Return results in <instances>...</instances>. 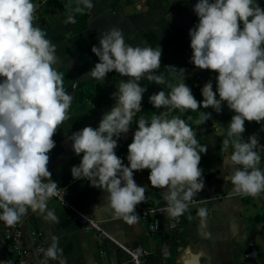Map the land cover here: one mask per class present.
<instances>
[{
    "label": "clouds",
    "instance_id": "clouds-1",
    "mask_svg": "<svg viewBox=\"0 0 264 264\" xmlns=\"http://www.w3.org/2000/svg\"><path fill=\"white\" fill-rule=\"evenodd\" d=\"M93 7L92 0H77L74 11L83 13ZM38 8L33 0H0V222L10 228L29 210L45 221L59 223L55 210L47 204L59 190L48 169L49 153L56 146L53 136L69 119L73 97L65 90L64 74L56 67L57 46L35 25ZM193 11L199 22L189 29L190 63L217 73L215 91L212 80L206 82L202 101H197L186 85L185 69L165 66L177 81L170 83L159 72L162 49L126 44L119 27L102 33L99 46L91 49L99 62L85 77L104 81L115 71L129 79L118 81V90L111 94L115 106L102 116L97 128L85 126L68 137L75 154H83L71 175L104 192L106 207L129 225L138 221L136 206L146 198L145 187L134 180L135 171L150 170L151 187L165 189L161 195L173 218L195 206L194 197L205 186L199 165L207 146L200 144L184 119L169 118L177 109L212 108L219 114L226 102L234 115L227 130L220 129L225 136L222 150L227 153L231 145L233 151L224 157L230 172L223 180L244 197L264 193V169L260 167L264 149L259 147L257 133L247 140L242 136L245 121H264V8L254 0H198ZM68 23H75L74 16L68 17ZM143 79L166 85L171 91L149 97L158 114L135 120L147 91L140 84ZM209 119L211 113L203 112L200 123ZM134 122L137 129L125 165L115 149ZM197 215L201 232L208 237L203 231L208 208H197ZM49 238L48 247L41 249L45 257L41 264H68L58 237L50 234Z\"/></svg>",
    "mask_w": 264,
    "mask_h": 264
},
{
    "label": "crops",
    "instance_id": "crops-1",
    "mask_svg": "<svg viewBox=\"0 0 264 264\" xmlns=\"http://www.w3.org/2000/svg\"><path fill=\"white\" fill-rule=\"evenodd\" d=\"M45 1L33 0L39 5L35 25L45 30L46 38L57 46L59 60L56 67L64 74L65 90L73 97L68 112L69 119L53 136L56 146L49 153L48 169L52 173L51 179L63 191L64 197L95 220L107 236L96 237L94 230L83 228L78 223V217L53 196L47 204L49 209L55 210L59 223L45 221L29 210L19 223L27 242H31L32 229L41 233L46 248L50 243V234L57 236L63 255L68 257V264H132L130 255L122 246L134 248L137 245L143 246L148 252L146 264H167L159 255L160 241L162 236L174 234L176 250H171L169 264H264V195L256 198L241 196L233 191L230 182L223 180L230 172L224 164V157L230 155L229 150L232 149L229 146L225 153L220 137H215L218 135L215 125L217 119V123L220 122L223 113H211V119L205 123L216 143H201L207 146V153H201L199 165L203 170L205 186L194 197L199 202L191 206L184 215L176 218L168 215L166 201L161 195L165 189L151 187L148 179L150 170L134 172L137 185L146 189L145 201L138 204L135 211L138 215L142 206L157 208L158 227L154 232L148 230L147 222L140 216L131 225L117 218L106 207L104 192L91 187L87 180H74L71 175V168L79 165L83 154H75L68 137L85 126L97 128L102 116L115 106L116 102L111 94L118 90V81L129 79L116 73L112 79L100 84L102 91L108 95L106 105L92 102L81 89L76 90L77 83L89 79L84 74L99 62L91 49L94 45L99 46L102 33L112 27H119L123 30L126 44L150 46L154 49L159 46L162 49L159 72L172 84L177 81L170 70L165 68L168 65L185 69L184 81L189 87L197 77L208 79L217 76L215 72L199 69L190 63L192 49L189 29L199 22L193 11L198 0H92L94 7L86 9L85 26L76 32L72 30L73 23H68V17L73 14L62 17L58 8L44 7ZM140 84L147 88L143 94L141 109L158 114L159 110L149 103V97L159 91L168 92L171 89L166 85L149 83L146 79L140 81ZM205 110L201 107L198 110L199 118L192 121L187 113L180 114L174 110L170 112L169 118L179 116L187 123L190 121L195 131L197 120L201 121L200 113ZM148 115L142 112L136 120L140 116L150 119ZM136 125L134 122L127 135H122L115 149L116 155L125 165L128 164V145L132 142ZM219 195L225 197L215 198ZM199 207L209 210L206 228L203 230L210 234L208 237L201 232L200 218L197 215ZM189 215L193 217L191 220L188 219ZM2 223L0 222V264H15L7 250V243L1 237ZM250 242H253L257 253L254 262H247L245 258ZM44 259V256L36 259V264H41ZM49 264L57 262L50 261Z\"/></svg>",
    "mask_w": 264,
    "mask_h": 264
},
{
    "label": "built area",
    "instance_id": "built-area-1",
    "mask_svg": "<svg viewBox=\"0 0 264 264\" xmlns=\"http://www.w3.org/2000/svg\"><path fill=\"white\" fill-rule=\"evenodd\" d=\"M188 52V51H186ZM215 76H211L208 79H202L197 77L191 83V90L194 94L195 92H199L201 95V89L206 82L209 80H215ZM202 96V95H201ZM122 155V153H120ZM57 194L54 196L66 209L75 214L78 218V223L85 229H92L95 231L96 237L107 236L99 224L85 215L77 205L69 202L63 194V191L58 188ZM264 193L260 196L262 197ZM225 195H219L215 198H223ZM64 203H63V199ZM199 202V201H197ZM157 208L142 206L138 215L147 222V228L149 231L154 232L158 227V220L156 217ZM87 216L88 218L84 219ZM1 237L7 243V250L11 257L15 260V264H36V259H41L43 255V251L41 249H46L45 244L41 239V233L37 229H32L30 231L31 242L28 243L23 229L21 225L18 223L15 227H7L5 225L1 226ZM122 248L130 255V259L132 264H144L145 257L148 254L147 250L141 245H137L134 248H128L122 246ZM39 253V254H38Z\"/></svg>",
    "mask_w": 264,
    "mask_h": 264
},
{
    "label": "trees",
    "instance_id": "trees-1",
    "mask_svg": "<svg viewBox=\"0 0 264 264\" xmlns=\"http://www.w3.org/2000/svg\"><path fill=\"white\" fill-rule=\"evenodd\" d=\"M254 2H257L259 4L260 7L264 8V0H254ZM77 6V2L75 0H46L44 3V7H51L52 9L54 8H58L61 12V16L65 17L68 14H73L74 18H75V23H73L72 25V30L74 32L79 31L81 29L84 28L85 26V21L87 18V12L86 10L83 13H76L74 11L75 7ZM116 72L113 71L111 73H109L104 81H97L95 79L89 78L87 80L81 81L79 83L76 84V90L81 89L85 95V97L89 100H91L92 102H95L97 104L102 103L104 105L107 104L108 101V95L105 94L101 87L100 84L101 83H106L107 81H109L110 79H112L115 76ZM213 82V90L215 91L216 88V83L215 80L212 81ZM194 97L197 99V101H202L203 97L200 95L199 92H195ZM217 98L218 94H217ZM226 103V102H225ZM225 105V104H224ZM225 109H227V113H225L221 118H220V124L222 125L223 129L226 131L228 125H223L222 120L226 119L228 121V123L231 120V117L234 115V112H232L231 110L228 109L227 104L225 106ZM198 110L192 111V110H187L185 112H181L180 110H174V112H178L180 114L183 113H187V115L190 117V120H196L199 118V114H198ZM145 112V114H149L150 118L153 114H151L149 111L141 109L140 112H138L136 114V116L134 117V119L136 120L137 117L142 113ZM148 115V116H149ZM191 126V123L189 121L188 123ZM256 122H248L245 121V130L249 129V127L251 125H256ZM137 127V125H136ZM216 138H219L218 135H215ZM264 142V134L262 135V137L259 139V145H261ZM233 151V149L229 150V154H231V152Z\"/></svg>",
    "mask_w": 264,
    "mask_h": 264
},
{
    "label": "rangeland",
    "instance_id": "rangeland-1",
    "mask_svg": "<svg viewBox=\"0 0 264 264\" xmlns=\"http://www.w3.org/2000/svg\"><path fill=\"white\" fill-rule=\"evenodd\" d=\"M224 104L222 105V111H221V114L223 113V115L225 113H227L226 111H228L227 109H225L226 103H224ZM204 112L205 113H216L212 108H207ZM223 115H221V117ZM202 116H203V112L200 113L201 119H202ZM217 122H218V119H217ZM217 122H216L215 127L217 129L218 136L220 137V140L222 141L225 138V136L221 135L220 129H223V127H222L221 124H219ZM205 123L207 124L208 120L205 121L204 124L200 123V121L198 122V120H197V123H196L197 127L195 128V131L198 133L197 139L200 142V144L201 143H203V144L204 143H206V144L208 143L209 145H214V143H216V141L214 140L213 135H212L211 131L209 130V128L207 126H205L206 125ZM209 123H212V122L210 121ZM222 123H223V125H228V121L226 119H223ZM262 124H264V121H262L261 124L251 125L249 127V129H246L245 132L242 134L243 138L245 140H247V138L250 135H252L254 133H257L258 134V139H260L262 137V135L264 134V131L261 130V125ZM259 147L261 149H264V142L261 145H259ZM260 155H261V159H262V163H261L260 167L262 169H264V150L260 151ZM144 264H146V263H144Z\"/></svg>",
    "mask_w": 264,
    "mask_h": 264
},
{
    "label": "water",
    "instance_id": "water-1",
    "mask_svg": "<svg viewBox=\"0 0 264 264\" xmlns=\"http://www.w3.org/2000/svg\"><path fill=\"white\" fill-rule=\"evenodd\" d=\"M176 239V236L174 234L172 235H165L164 237L162 236L161 241H160V247H159V255L163 259H165V262L169 264L170 262V253L172 249H175L174 246V241ZM176 250V249H175ZM256 249L253 244V242H250L249 244V249L245 255L246 261L247 262H254L256 259Z\"/></svg>",
    "mask_w": 264,
    "mask_h": 264
}]
</instances>
